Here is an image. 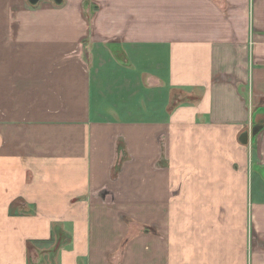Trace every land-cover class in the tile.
Returning a JSON list of instances; mask_svg holds the SVG:
<instances>
[{"label":"crops","instance_id":"1","mask_svg":"<svg viewBox=\"0 0 264 264\" xmlns=\"http://www.w3.org/2000/svg\"><path fill=\"white\" fill-rule=\"evenodd\" d=\"M0 264H264V0H0Z\"/></svg>","mask_w":264,"mask_h":264},{"label":"water","instance_id":"2","mask_svg":"<svg viewBox=\"0 0 264 264\" xmlns=\"http://www.w3.org/2000/svg\"><path fill=\"white\" fill-rule=\"evenodd\" d=\"M42 0H28L29 4L32 5V6H37ZM53 1L56 5H62L63 3V0H51ZM255 129L253 130V137L255 138L263 129V127H254ZM247 135L244 134L243 135V138H242V141L243 143H247Z\"/></svg>","mask_w":264,"mask_h":264},{"label":"rangeland","instance_id":"3","mask_svg":"<svg viewBox=\"0 0 264 264\" xmlns=\"http://www.w3.org/2000/svg\"><path fill=\"white\" fill-rule=\"evenodd\" d=\"M119 67H120V66H119ZM102 72L105 73L106 76H107L108 73H109V69L106 70V68H103V69H102ZM103 73H102V75H103ZM106 76H105V77H106ZM180 92H181L180 94H182L183 97H186V96H187L184 92H182V91H180ZM178 96H179V95H178ZM183 97H182V98H183ZM254 175H255V173H254Z\"/></svg>","mask_w":264,"mask_h":264}]
</instances>
